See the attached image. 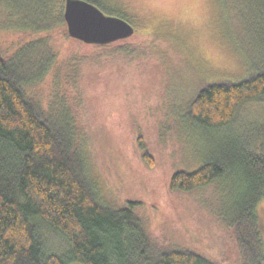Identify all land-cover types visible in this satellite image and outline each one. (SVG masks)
I'll return each mask as SVG.
<instances>
[{"label": "rangeland", "instance_id": "374dc122", "mask_svg": "<svg viewBox=\"0 0 264 264\" xmlns=\"http://www.w3.org/2000/svg\"><path fill=\"white\" fill-rule=\"evenodd\" d=\"M99 1L104 13L131 23L135 34L108 46L88 45L56 28L46 37L56 63L29 92L47 105L63 98L72 106L91 178L107 203L120 208L138 202L136 211L154 240L197 245L217 264H231L237 252L213 201L224 191H241V182L188 193L171 191L169 183L177 171L200 168L219 145L222 134L196 125L188 105L211 82L249 75L238 39H249L254 0ZM11 25L0 15V48L8 56L26 52V40L46 36L33 38ZM241 114L262 117L264 102L245 104ZM257 212L264 240V200ZM41 227L46 248L65 252L62 235Z\"/></svg>", "mask_w": 264, "mask_h": 264}, {"label": "trees", "instance_id": "16d2710c", "mask_svg": "<svg viewBox=\"0 0 264 264\" xmlns=\"http://www.w3.org/2000/svg\"><path fill=\"white\" fill-rule=\"evenodd\" d=\"M64 6L65 0H0L6 25L33 38L46 34L26 40L27 53L23 48L8 56L0 48V264H217L197 245L154 240L138 202L120 208L107 203L91 178L72 106L63 98L47 105L29 92L56 63L47 35L68 30ZM249 26V39H238L247 78L211 82L188 105L196 125L222 134L218 147L200 168L177 171L169 183L171 191L188 193L241 182V191H224L213 201L237 252L231 264H264L257 212L264 200V115L241 114L245 104L264 102V0H254ZM143 158L154 165L149 153ZM42 225L62 235L65 252L46 248Z\"/></svg>", "mask_w": 264, "mask_h": 264}, {"label": "water", "instance_id": "95a60500", "mask_svg": "<svg viewBox=\"0 0 264 264\" xmlns=\"http://www.w3.org/2000/svg\"><path fill=\"white\" fill-rule=\"evenodd\" d=\"M64 19L68 34L88 45H108L135 34L131 23L107 15L97 5L86 0H65Z\"/></svg>", "mask_w": 264, "mask_h": 264}]
</instances>
